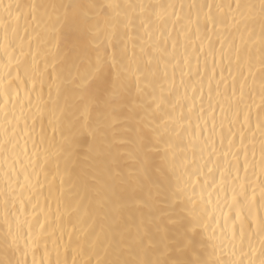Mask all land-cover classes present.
<instances>
[{
	"label": "snow or ice",
	"instance_id": "6c2138e0",
	"mask_svg": "<svg viewBox=\"0 0 264 264\" xmlns=\"http://www.w3.org/2000/svg\"><path fill=\"white\" fill-rule=\"evenodd\" d=\"M0 72V264H264V0H0ZM89 138L99 231L33 159Z\"/></svg>",
	"mask_w": 264,
	"mask_h": 264
},
{
	"label": "bare ground",
	"instance_id": "6f19581e",
	"mask_svg": "<svg viewBox=\"0 0 264 264\" xmlns=\"http://www.w3.org/2000/svg\"><path fill=\"white\" fill-rule=\"evenodd\" d=\"M132 2H138V0H132ZM239 41L237 40V43ZM2 74V72H0ZM21 95H23V91H21ZM13 101L8 105V113L9 119H12V113L15 111L16 116H19V108L14 110L12 108ZM2 98H0V125L5 124V117ZM34 111V110H33ZM255 111V109H253ZM29 124H31V120H29ZM131 122H122L117 124L114 131L109 133V139L103 145V149L105 151L110 150L113 153H119L120 161L122 166L125 168H138L143 161V153L139 149L134 133L128 131L127 129L130 127ZM20 127L23 128V121L20 123ZM20 144L23 145L25 137L21 132L19 134ZM0 140H3V132L0 131ZM57 140H59V134H57ZM43 145L41 146V153H43ZM29 154L31 155L32 150V142L28 143ZM52 152H55V149H52ZM101 152V145L93 144L91 138L88 139L86 143L79 144L77 146L76 152L70 158L68 156H53L49 161L48 165H44V157L43 154L40 155V158L37 160L36 157H33L36 160L37 172L40 174V181L42 183H47L45 181L44 172H48V180L52 179L53 175H56V184L59 185L60 179L64 180V199L68 203V210L72 213V218L76 219L79 217V225L78 227L84 229L85 231L96 230L99 231V220L97 217L96 209V200L93 197L91 192L86 194L85 188L95 184L99 187V183L102 182L104 176L101 169V159L99 156ZM163 156V152L154 153V161L155 163L161 162V157ZM179 160V153L178 158ZM257 159L259 156L257 155ZM54 161V163H53ZM147 165L151 167L153 161L149 160ZM56 164L59 165V169L57 170ZM18 166V165H17ZM39 166H43V171ZM5 170L7 165L4 166ZM96 177L94 180L93 177ZM0 186H2V172H0ZM46 191V189H45ZM79 201V207H76V202Z\"/></svg>",
	"mask_w": 264,
	"mask_h": 264
}]
</instances>
